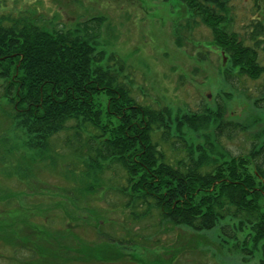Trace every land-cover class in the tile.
I'll return each mask as SVG.
<instances>
[{
	"label": "trees",
	"instance_id": "1",
	"mask_svg": "<svg viewBox=\"0 0 264 264\" xmlns=\"http://www.w3.org/2000/svg\"><path fill=\"white\" fill-rule=\"evenodd\" d=\"M177 1L186 21L175 30L179 45L185 27L204 24L214 46L227 56L222 81L228 83L231 71L252 79L264 75L263 23L253 25L248 43L230 27L228 0ZM107 18L93 15L60 28L42 25L28 12L16 16L0 9V87L9 107L2 112L12 131L22 130L20 141L9 130L0 136V242L31 252L28 264L124 261L125 243L101 238L112 245L103 250L105 244L74 230L83 210L97 209L94 195L106 186V172L115 171L122 173L117 188L126 206L143 205L147 213L156 209L172 224L245 236L237 243L244 259L264 264V120H252L259 127L247 150L234 154L221 137L226 132L231 138L249 125L223 115L227 100L192 109L138 98L123 76L126 61L113 62L116 54L100 48ZM251 108L263 110L264 95L254 98ZM57 142L71 150V161L57 172L70 182L66 186L38 178L37 168L53 171L61 162L55 156L62 149ZM2 176L25 179L28 186L36 177L41 184L30 186V194L38 187L36 194L44 195L40 191L47 185L57 201L19 205L16 194L24 192L5 186ZM51 209H62L67 223L74 224L52 227Z\"/></svg>",
	"mask_w": 264,
	"mask_h": 264
},
{
	"label": "rangeland",
	"instance_id": "2",
	"mask_svg": "<svg viewBox=\"0 0 264 264\" xmlns=\"http://www.w3.org/2000/svg\"><path fill=\"white\" fill-rule=\"evenodd\" d=\"M0 4L3 13L17 16L28 12L42 25L60 28H68L76 20L93 15H107L100 29L101 37H98L102 41L100 48L106 54H116L113 62H119L120 57L126 61L123 76L132 82L134 95L154 104L159 100L192 109L201 108L203 103L227 100L223 115L249 125L247 131L237 128L231 138L226 137V132L221 137L222 144L234 154L247 150L251 134L259 127H253L252 120L255 117L264 120V109L251 108L253 99L264 95V75L252 79L231 71L226 78L228 83L222 81L221 68L226 64L227 56L214 46L211 31L204 24L192 23V27H185L179 45L180 34L175 30L178 24L186 21L177 0H1ZM227 5L231 29L249 43L247 38L253 25L264 24V0H228ZM226 92H231L230 99L223 96ZM2 109L9 110V107L2 98L0 87V136L9 130L10 136L20 141L22 130H11L12 121ZM60 147L62 149L55 156L62 162H59L61 166L58 163L53 171L44 165L37 168L38 178L54 186L70 184L57 172L71 161V150ZM121 176L122 173L115 171L106 172V186L100 187L94 195L93 207L97 209L83 210L79 219L81 225L74 228L80 237L105 244L103 250L112 247L108 240L126 244L124 261L95 264H253L256 261L244 259V252L237 246L245 236L238 234L235 238L211 229L196 230L186 224H172L162 220L156 209L147 213L146 206H126V199L117 188L123 184ZM1 178L5 186L24 192V195L16 194L19 205L48 206L57 201L52 187L47 185L40 191L44 195L36 194L38 187L32 189L36 190L35 194H30V186L41 184L36 177L29 181V186L25 179ZM62 211L51 209L48 212V223L52 227L62 229L74 224V221L67 223ZM0 251L4 256L0 258V264H28L32 258L31 252L13 250L1 242Z\"/></svg>",
	"mask_w": 264,
	"mask_h": 264
}]
</instances>
